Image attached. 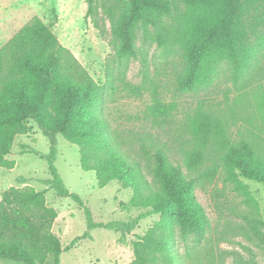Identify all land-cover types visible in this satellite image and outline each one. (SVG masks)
Instances as JSON below:
<instances>
[{"label":"trees","instance_id":"1","mask_svg":"<svg viewBox=\"0 0 264 264\" xmlns=\"http://www.w3.org/2000/svg\"><path fill=\"white\" fill-rule=\"evenodd\" d=\"M87 3L89 14L96 0ZM111 19L120 61L137 56L136 27L140 21L156 29L164 54L170 55L176 46L188 51L189 61L177 78L181 93L209 87L225 62L238 82L264 57V0H130L129 14L118 21L111 15ZM142 57L144 80L152 88V103L145 119L153 129L166 130L175 122L178 105L161 99L149 76L147 60ZM124 90L140 98L144 86L124 84ZM104 94L105 87L59 42L51 28L33 17L0 49V169L15 168V162L8 158L14 140L30 133L32 121L45 134L60 135L76 146L82 171L95 173L100 188L116 182L123 190L133 191L130 202L121 203L122 208L146 210L133 223L112 228L98 224L82 201L62 185L56 168L50 165L55 191L84 207L87 232L82 239L90 238L95 229L132 231L142 219L160 216L134 242L132 264H202L193 251L188 250L182 258L174 248L175 225L183 240L194 238L200 245L205 238L208 219L192 183L169 160L166 146L150 147L154 149L152 154L144 145V155L154 161L153 173L163 192L153 190L104 117ZM228 127V122L202 109L185 114L181 127L185 138L178 153L189 174L202 170L198 178L204 192L221 199L216 181L223 174L224 183L246 196V202L260 216L240 177L264 185V148L253 135L233 141ZM57 218L44 192L32 187L4 191L0 199V259L46 264L52 257L53 264H60L62 254L69 249L53 232ZM249 222L264 245V235L256 225L262 222L256 218ZM208 264H214L213 257Z\"/></svg>","mask_w":264,"mask_h":264},{"label":"rangeland","instance_id":"2","mask_svg":"<svg viewBox=\"0 0 264 264\" xmlns=\"http://www.w3.org/2000/svg\"><path fill=\"white\" fill-rule=\"evenodd\" d=\"M88 9L87 0H0V49L33 17L40 18L93 79L105 87L102 113L131 161L140 165L153 190L163 192L153 173L154 161L144 155V145L152 154L154 149L150 147L166 146L169 160L192 183L208 226L203 242L197 245L194 238L183 240L180 228L175 225L174 248L179 255L185 258L191 250L202 259V264H208L211 257L214 264H264V245L255 237L249 222L259 219L262 223L256 225L264 235V185L240 177L259 207L258 216L246 202V196L234 191L232 184L224 183L223 174L216 181L218 191L223 194L221 199L204 192L198 178L202 170L189 174L178 153L185 138L181 128L185 114L198 109L228 122L233 141L253 135L264 148V57L238 82L233 78L231 66L225 62L209 87L195 93H181L177 78L189 61L187 50L176 46L173 53L164 54L157 42L156 29L140 21L136 27L137 56L120 61L116 57L118 38L111 15L115 21L127 16L130 0H96L89 14ZM142 56L147 60L149 76L161 99L178 105L175 122L166 130L153 129L145 119L146 109L152 103V88L144 80ZM124 84L144 86L142 97L129 95ZM30 127L28 135L14 140L8 158L15 162V168L0 169V199L11 187H32L45 193L48 205L58 213L53 232L63 247L69 249L62 254L60 264H132L134 242L160 216L142 219L132 231L95 229L90 232V238L82 239L87 232L84 207L96 223L108 228L133 223L146 210L122 208L121 203H129L133 191L123 190L116 182L100 188L95 173L82 171L76 146L60 135L45 134L32 121ZM50 165L56 168L62 185L84 207L55 191ZM74 240L76 243L72 245ZM0 264L23 263L0 259ZM46 264H53V258Z\"/></svg>","mask_w":264,"mask_h":264}]
</instances>
